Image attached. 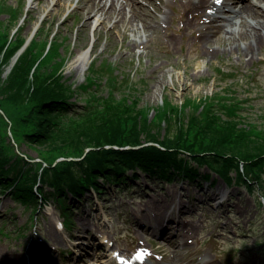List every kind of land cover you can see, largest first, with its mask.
I'll return each instance as SVG.
<instances>
[{
    "label": "rangeland",
    "instance_id": "374dc122",
    "mask_svg": "<svg viewBox=\"0 0 264 264\" xmlns=\"http://www.w3.org/2000/svg\"><path fill=\"white\" fill-rule=\"evenodd\" d=\"M32 1L0 0V10L8 5L20 12L21 36L30 39L40 28L35 39L42 43L54 32L61 56L67 59L63 76L68 83L79 86L94 67L111 64L121 80L130 76L135 82L139 108L148 110L150 118L165 100L181 105L219 95L225 103L236 99L244 124L264 128V44L246 55L243 46L250 39L206 42L202 36L223 25V39L230 28L242 33L244 19L228 23L217 20L218 13L209 9L193 13L189 0H169L162 4L164 11L145 2L147 12L142 14L148 25L137 18L138 32L133 33L129 25L114 28L117 18L108 14L104 25L100 15L86 24L94 8L88 0H60L57 5L37 0L31 7ZM232 1L242 4L225 0L224 6L237 5ZM10 19V14L0 12V20L8 24ZM135 39L137 45L132 43ZM87 52L91 62L82 70L76 59ZM105 83L98 82L101 96L109 92ZM130 93L128 89L118 95ZM184 110L185 116L193 112L190 107ZM22 149L37 156L27 145ZM198 170L209 171L205 164ZM138 172L140 177L127 180L123 189L105 182L102 192L86 190L81 202L63 195L74 209L67 230L58 225L62 218L51 200L34 214L0 189V249L6 252L0 253V264H115L118 255L129 257L140 246L149 250L141 264H264V199L256 187L252 194L245 186L228 185L216 173L208 179L197 175L196 180L182 176L168 181ZM178 225L195 230L185 244L171 245V238L182 241Z\"/></svg>",
    "mask_w": 264,
    "mask_h": 264
},
{
    "label": "trees",
    "instance_id": "16d2710c",
    "mask_svg": "<svg viewBox=\"0 0 264 264\" xmlns=\"http://www.w3.org/2000/svg\"><path fill=\"white\" fill-rule=\"evenodd\" d=\"M0 12L11 17L8 24L0 20V188L14 199L37 213L38 205L53 198L68 225L72 215L62 197L66 188L78 197L89 186L102 192L103 178L123 189L124 182L139 177L137 169L166 180L209 178L215 172L252 194L256 187L264 197V128L242 122L236 99L225 103L216 95L181 105L165 100L150 118L148 110L139 108L130 76L121 80L116 68L104 64L94 67L85 83H68L54 32L42 43L36 35L29 42L17 34L20 12L8 5ZM103 80L109 92L101 96L98 82ZM128 89L132 93L118 95ZM188 107L193 112L185 116ZM26 145L39 161L22 151ZM192 161L209 171L201 174ZM129 169L130 178L124 173Z\"/></svg>",
    "mask_w": 264,
    "mask_h": 264
},
{
    "label": "bare ground",
    "instance_id": "6f19581e",
    "mask_svg": "<svg viewBox=\"0 0 264 264\" xmlns=\"http://www.w3.org/2000/svg\"><path fill=\"white\" fill-rule=\"evenodd\" d=\"M37 0H33L31 2V7H33V3H35ZM55 5L59 3L60 0H53ZM69 1V0H68ZM89 2L93 3V11L90 12V16L86 20V24H90L91 19L93 16H99L100 15V25H104L106 23L105 14L109 15L108 18L116 17L117 21L114 25V28H117L118 26L122 25H129L127 28L133 33L138 32V27L135 24V21L137 18L141 19L145 24V27L148 25V22L143 17L146 15H143L142 12H147V5L145 2L154 5L157 7L158 10L164 11V7L162 4L168 5L169 0H88ZM210 0H189L190 6L192 8L193 13L198 12H204L209 7ZM242 4L238 6L232 5L231 7H226L223 10L224 14L218 16L217 18L221 21H228V23H232V21H235V19H244L246 29L244 32H236L233 28L227 29L226 32L229 35L228 38L223 39L221 35V30L225 25H223L222 28L210 30L209 32H205L202 36L204 37V40L206 42H214V41H220V42H227L231 39L233 40H248L251 41L245 42L243 49L244 53L246 55L254 54L256 47H261L264 44V0H239V3ZM217 3V2H216ZM37 6H35V9ZM204 8V9H202ZM229 12V13H228ZM234 15V16H231ZM151 15V14H149ZM232 19V20H231ZM214 21V20H213ZM189 24L190 21H187ZM126 35V32H124ZM132 43H139L137 39H135ZM208 53L215 54L216 51L210 50ZM91 62V55L90 52H87L86 54H81L80 57L76 59V63L79 65V67L82 70H88L89 65ZM158 219H160V215L158 216ZM161 220V219H160ZM177 231H183L180 233L182 236V241L179 242L177 239L171 238L169 243L171 245L177 244L178 246L181 244H185L188 240V237L195 228L191 226H187V228H184L183 225H178L176 227ZM185 229V230H183ZM143 244V243H142ZM140 244V245H142ZM166 250H168L167 244H166ZM48 252L51 253V251L48 249ZM0 253L3 255H6V252L2 249H0ZM90 264V263H86ZM211 264V263H209Z\"/></svg>",
    "mask_w": 264,
    "mask_h": 264
}]
</instances>
